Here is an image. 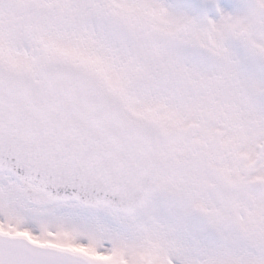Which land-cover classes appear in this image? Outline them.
Wrapping results in <instances>:
<instances>
[{
    "label": "snow or ice",
    "instance_id": "1",
    "mask_svg": "<svg viewBox=\"0 0 264 264\" xmlns=\"http://www.w3.org/2000/svg\"><path fill=\"white\" fill-rule=\"evenodd\" d=\"M0 264H264V0H0Z\"/></svg>",
    "mask_w": 264,
    "mask_h": 264
}]
</instances>
